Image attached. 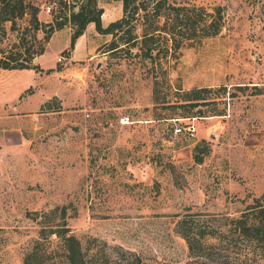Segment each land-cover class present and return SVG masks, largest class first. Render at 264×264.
<instances>
[{"label": "rangeland", "instance_id": "374dc122", "mask_svg": "<svg viewBox=\"0 0 264 264\" xmlns=\"http://www.w3.org/2000/svg\"><path fill=\"white\" fill-rule=\"evenodd\" d=\"M81 1L36 0L38 17L52 21ZM176 1L221 5L224 25L180 47L160 72L172 85L158 100L146 60L107 50L112 36L93 22L68 52L71 23L55 30L32 57L37 68L0 67V264H21L38 212L61 203L71 204L69 231L103 264H125L126 249L142 264H264V242L249 249L218 231L264 189V0ZM97 4L104 26L122 14L121 0ZM14 38L8 30L5 41ZM176 82L211 86L216 101L202 112L172 106ZM185 226L217 235L197 250ZM50 236L57 252L42 264H67Z\"/></svg>", "mask_w": 264, "mask_h": 264}, {"label": "trees", "instance_id": "16d2710c", "mask_svg": "<svg viewBox=\"0 0 264 264\" xmlns=\"http://www.w3.org/2000/svg\"><path fill=\"white\" fill-rule=\"evenodd\" d=\"M121 1V16L104 26L101 18L103 7L97 4V0H83L77 9L71 10L68 14L55 15L53 20L48 22L39 19V5L36 0H0V67L37 68L38 63L33 62L32 57L45 50L44 40L55 30L62 28L67 22L71 23L73 30L69 46L64 48L68 52L74 46L76 38L85 31L87 24L93 22L99 33L111 34L107 50L112 53L124 52L128 56L146 60V70L154 76L152 85L155 99L158 100L160 89L172 85L169 79L162 80L160 72L171 67L170 59L179 54L180 47L187 40L216 35L224 25V10L221 5L208 8L176 0ZM28 13L27 22L24 25H17V20L24 18ZM8 30L15 32V38L5 41ZM41 31L44 33L43 38L38 37ZM173 85L176 87L177 96L170 103L172 106H187L194 111L202 112L204 105L216 101L217 95L208 93L213 89L211 86L183 87L178 82ZM45 104H49V100L44 102ZM173 117L179 118L177 115ZM199 144L200 142H196L192 147V155L196 161H201L204 153L200 151ZM203 150L205 151V148ZM69 205L71 204H55L47 210L38 212L40 216L38 235L25 251L21 264H42L48 249L57 252V248L50 245L54 242L51 234L57 237L56 244L61 247L65 263L103 264L104 259L98 260L95 251L88 252L84 249L80 238L69 231L66 224ZM182 220L187 222L185 219ZM225 223V227L219 228L218 231L222 237H228L226 241L229 243L240 238L251 249L255 244L264 242V189L253 196V200L245 209L228 214L222 222ZM181 234L190 248L202 251L208 249L206 247L210 245L206 241V236L217 235L212 228L205 230V226L199 228L197 232L192 226L189 228L185 226ZM120 256L125 264H142L140 255L133 250H123Z\"/></svg>", "mask_w": 264, "mask_h": 264}, {"label": "crops", "instance_id": "0c3cea01", "mask_svg": "<svg viewBox=\"0 0 264 264\" xmlns=\"http://www.w3.org/2000/svg\"><path fill=\"white\" fill-rule=\"evenodd\" d=\"M85 33V31L79 36L80 38H83V34ZM44 52V51H43ZM43 52L41 53V55L43 54Z\"/></svg>", "mask_w": 264, "mask_h": 264}, {"label": "built area", "instance_id": "2783aa9c", "mask_svg": "<svg viewBox=\"0 0 264 264\" xmlns=\"http://www.w3.org/2000/svg\"><path fill=\"white\" fill-rule=\"evenodd\" d=\"M48 10L50 9V8H47ZM58 58L60 59L61 58V56H58ZM122 117H124V116H122ZM122 119H124V118H122Z\"/></svg>", "mask_w": 264, "mask_h": 264}]
</instances>
